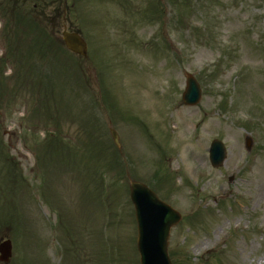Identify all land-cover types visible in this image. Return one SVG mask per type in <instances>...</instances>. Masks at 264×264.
Returning <instances> with one entry per match:
<instances>
[{
	"label": "rangeland",
	"instance_id": "rangeland-1",
	"mask_svg": "<svg viewBox=\"0 0 264 264\" xmlns=\"http://www.w3.org/2000/svg\"><path fill=\"white\" fill-rule=\"evenodd\" d=\"M4 1L0 131L12 160L0 159V242L13 244L9 264H139L132 181L183 216L169 238L172 264H264V0ZM12 15L40 24L57 59L35 56ZM65 29L86 39V60L64 50ZM186 74L202 88L195 107L182 101ZM215 139L227 150L218 169ZM48 142L65 143L67 157L55 159L62 145Z\"/></svg>",
	"mask_w": 264,
	"mask_h": 264
},
{
	"label": "water",
	"instance_id": "water-1",
	"mask_svg": "<svg viewBox=\"0 0 264 264\" xmlns=\"http://www.w3.org/2000/svg\"><path fill=\"white\" fill-rule=\"evenodd\" d=\"M66 47L73 53L86 57L87 45L78 34L64 33ZM187 90L184 102L187 105H196L201 99V89L196 80L187 77ZM112 136L117 146L119 138L116 132ZM211 162L216 168L223 165L226 159V151L220 141L212 144ZM131 197L136 208V218L139 227L138 249L142 264H171L167 246L172 227L177 225L181 217L171 208L158 200L145 186L132 183ZM0 261L8 263L12 255L11 242L7 241L0 245Z\"/></svg>",
	"mask_w": 264,
	"mask_h": 264
},
{
	"label": "trees",
	"instance_id": "trees-1",
	"mask_svg": "<svg viewBox=\"0 0 264 264\" xmlns=\"http://www.w3.org/2000/svg\"><path fill=\"white\" fill-rule=\"evenodd\" d=\"M32 21V20H31ZM31 21H27L26 19H22V20H18L16 22H18V24H20V26H24V27H29L31 28V31L35 30L37 32H39V35H44L43 31L40 29V26L36 23V22H31ZM37 40L39 41L38 44L36 46H38V50L39 52L43 53V55H45L48 51L49 48H47L46 44H44L43 42H41V37H38ZM2 133L0 131V159L1 161H6L8 162L9 159H11L10 157H7L4 155V152H6V149L8 150V147L6 146V144L4 143V141L2 140ZM12 160V159H11ZM116 164L119 168H123L124 163L122 162L121 158L116 155ZM111 164H107L106 167H104V170L102 172V176H101V186L104 185L105 182V175H107L108 171L111 169ZM15 168V167H14ZM13 169H9L10 172H12ZM12 180H17L16 178H12ZM16 184V183H15Z\"/></svg>",
	"mask_w": 264,
	"mask_h": 264
}]
</instances>
